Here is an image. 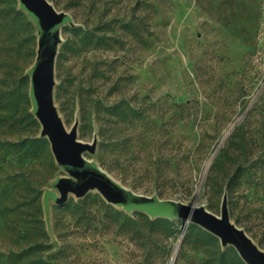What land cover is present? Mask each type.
<instances>
[{"label":"rangeland","instance_id":"1","mask_svg":"<svg viewBox=\"0 0 264 264\" xmlns=\"http://www.w3.org/2000/svg\"><path fill=\"white\" fill-rule=\"evenodd\" d=\"M49 1L78 26L63 30L55 102L68 129L79 118V140L98 130L86 157L133 192L217 216L228 190L231 220L264 251V142L223 152L264 89V0ZM36 50L35 24L0 0V264H246L189 221L130 215L99 192L52 202L47 220L43 195L66 174L49 142H33Z\"/></svg>","mask_w":264,"mask_h":264},{"label":"water","instance_id":"2","mask_svg":"<svg viewBox=\"0 0 264 264\" xmlns=\"http://www.w3.org/2000/svg\"><path fill=\"white\" fill-rule=\"evenodd\" d=\"M17 1L20 11L26 13L37 28V54L27 70L31 84V113L41 125L40 137L49 140L57 165L66 174L55 178L43 195L47 220H50L52 202L63 206L71 195L84 199L91 192H99L108 204L130 215L141 212L151 219L184 220L201 226L219 238L224 249L234 247L246 264H264V251L231 220L228 190L224 194L222 213L217 216L203 205L133 192L112 178L98 162L86 157L87 153H97L98 130L91 144L79 140V118L68 129L55 102L56 66L63 44V30L67 26H78L70 14L59 11L49 0Z\"/></svg>","mask_w":264,"mask_h":264},{"label":"trees","instance_id":"3","mask_svg":"<svg viewBox=\"0 0 264 264\" xmlns=\"http://www.w3.org/2000/svg\"><path fill=\"white\" fill-rule=\"evenodd\" d=\"M18 9H19V6H18ZM20 11V9H19ZM22 12V11H21ZM24 13V12H23ZM26 14V13H25ZM27 15V14H26ZM28 17V15H27ZM29 18V17H28ZM30 20V19H29ZM31 21V20H30ZM32 22V21H31ZM33 23V22H32ZM34 24V23H33ZM126 27L129 28L130 27V22L126 24ZM125 27V28H126ZM36 36H37V28H36ZM36 54H37V50H36ZM36 58V57H35ZM30 97V96H29ZM32 108V107H31ZM28 117L30 119V121L34 124H37L39 123V121L35 118V116L32 114V113H29L28 112ZM263 116V119H264V89L261 93V95L259 96V98L257 99L256 103L253 105L252 109L248 112L247 114V117L246 119L243 121L242 124H240L236 129H235V132L237 131V133L235 135H232L229 139V146L228 148L223 151L225 152V155L228 154V150H230L231 148H233V145H239L240 149L242 151H246L247 152V149H248V146L250 144V141L252 140L253 142H255L256 144H262L264 142V120H262V124H263V128L261 130L258 131V134L257 135H252L251 136V139L247 138V134L245 133V128H246V124H249L250 122V118L251 117H254V116ZM253 137V138H252ZM238 139H240V141H238ZM249 139V140H248ZM34 144L38 145V146H47L48 145V142L49 140L46 139V138H37L35 139L34 141ZM50 143V142H49ZM51 145V144H50ZM115 145V149H119V144L116 143L114 144ZM53 153V152H52ZM245 154V153H244ZM247 154V153H246ZM249 154V153H248ZM244 156V155H243ZM246 157V155H245ZM218 160V158L216 159ZM259 163L260 164V169L262 171V173L264 174V155H261L259 157ZM57 163V162H56ZM243 168V165H240V171L241 172H245L246 175H248L247 171H250L251 168ZM257 175V174H256ZM255 176V175H253ZM252 176V178H253ZM251 177V175H250ZM41 197V194L38 193L36 194V196H34L31 200V203H34L36 201H38ZM44 208V207H43ZM152 221H154L155 223H164V224H171L170 219H166V218H157V219H152ZM198 226V225H197ZM201 226H199V229L198 231H201L204 235H208L206 232L202 231L201 229ZM204 230V229H203ZM209 233V232H208ZM211 234V233H210ZM213 235V234H212ZM242 259V258H241ZM39 264H50L48 261L44 260V258H41L40 261H39Z\"/></svg>","mask_w":264,"mask_h":264},{"label":"bare ground","instance_id":"4","mask_svg":"<svg viewBox=\"0 0 264 264\" xmlns=\"http://www.w3.org/2000/svg\"><path fill=\"white\" fill-rule=\"evenodd\" d=\"M177 251H178V249H176V252L175 253H177Z\"/></svg>","mask_w":264,"mask_h":264}]
</instances>
